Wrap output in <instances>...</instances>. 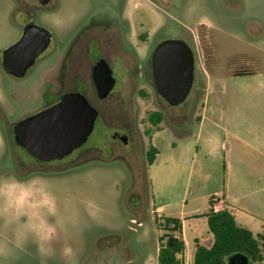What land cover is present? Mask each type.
I'll return each mask as SVG.
<instances>
[{
  "label": "rangeland",
  "instance_id": "1",
  "mask_svg": "<svg viewBox=\"0 0 264 264\" xmlns=\"http://www.w3.org/2000/svg\"><path fill=\"white\" fill-rule=\"evenodd\" d=\"M23 2L0 0V50L21 36V25L27 17L22 11ZM135 4L140 6L137 10H145L147 20L146 43L141 39L135 44L145 54L148 77L132 83L128 91L131 103L125 112L119 114L120 108L116 107L115 115L122 116L129 128V143L110 141L96 161L44 172L12 165L9 132L14 122L38 109L43 100L53 99L43 82L66 45L60 24L53 22L54 18L61 19L60 11L55 16L37 11L32 16L37 25L53 31V43L46 54L50 56L40 58L23 79L9 77L0 70V106L5 115L0 125V172L21 178L29 174L46 177L65 224V230L50 242L55 252L45 264H159V240L164 231L158 221L163 216L180 215V209L156 216L153 187L157 191L160 188L159 195L165 197L186 186L197 147L198 123L206 109L214 106L220 116L223 102H231L234 109L240 101L262 98L264 87L259 84H264V0H132V8ZM201 30L208 32L206 40L199 39ZM166 40L186 42L195 55L192 90L177 107L169 106L157 94L150 75L151 55ZM153 112L164 118L159 131H152L149 115ZM205 124L200 148L210 129L208 122ZM96 141L97 128L84 148ZM151 145L160 154L149 166L147 152ZM195 160L193 187L200 153ZM203 220L201 216L187 220L191 261L196 243L192 229L202 232L201 246L207 245L208 236L214 238L208 222ZM66 246L72 249L71 262L62 254ZM0 264H41V258L30 241L17 257L0 254Z\"/></svg>",
  "mask_w": 264,
  "mask_h": 264
},
{
  "label": "flooded vegetation",
  "instance_id": "2",
  "mask_svg": "<svg viewBox=\"0 0 264 264\" xmlns=\"http://www.w3.org/2000/svg\"><path fill=\"white\" fill-rule=\"evenodd\" d=\"M42 1L24 0L22 11L27 17L23 23L21 22V36L27 25L35 23L32 16L37 11L47 14H56L60 11L61 37L66 45L58 57L57 64L50 70L43 82L45 90L53 96V99L43 100L38 109L21 116L14 122L9 132L10 145L13 150L12 165L16 164L20 168L34 172L58 170L68 166L71 168V166L81 165L79 162L96 161L100 159L99 155L104 153L102 148L106 147L110 141L128 144L129 128L122 121V116L115 115L116 107L120 108L119 114L125 112L131 103L128 91L132 83L145 81L148 77V66L144 63L145 54L139 52L135 44L141 39H143L141 42L146 43L149 35L145 10H137L140 6L136 4L132 8V0H61L60 3L58 0H46V4ZM46 30L51 35L50 44L45 52L35 60L34 65L26 71L24 77L12 76L4 70V49L0 50V70L15 79L25 78L40 58L48 53L53 43V31ZM206 33L208 37L209 34ZM50 55L51 53L46 57ZM150 75L153 80L152 55ZM106 79H113L114 85L107 96L101 98L98 86H104ZM69 94L84 96L91 107L97 111L98 116L92 132L93 134L97 128L96 144L84 148L86 142L62 160L41 161L16 143L14 127L25 118L53 107L63 96ZM4 117V110L0 106V125H3Z\"/></svg>",
  "mask_w": 264,
  "mask_h": 264
},
{
  "label": "crops",
  "instance_id": "3",
  "mask_svg": "<svg viewBox=\"0 0 264 264\" xmlns=\"http://www.w3.org/2000/svg\"><path fill=\"white\" fill-rule=\"evenodd\" d=\"M259 85L264 87L263 83ZM261 97L240 101L234 109L231 102H223L220 116L214 106L206 109L198 123L197 147L186 186L165 197L159 195L160 188L157 191L153 187V197L157 202L153 213L156 216L180 209V215L163 216L161 219L173 218L181 222L185 243L183 264H193L194 261V254L191 261V245L187 240V220L201 216L206 223V215L211 211L227 210L237 226L248 229L255 236H264V92ZM207 122L210 129L206 132L203 148H200L201 128ZM215 129L222 134L217 135ZM199 153L198 176L193 187L191 179ZM192 236L195 242H204L202 232L192 229ZM213 242L214 238L208 236L204 247L210 248Z\"/></svg>",
  "mask_w": 264,
  "mask_h": 264
},
{
  "label": "water",
  "instance_id": "4",
  "mask_svg": "<svg viewBox=\"0 0 264 264\" xmlns=\"http://www.w3.org/2000/svg\"><path fill=\"white\" fill-rule=\"evenodd\" d=\"M42 3L46 4V0ZM50 41L48 30L35 23L27 25L21 38L3 51L4 70L12 76L24 77ZM152 76L157 94L169 106L183 104L195 80V55L191 47L182 40L161 42L152 54ZM113 85V79L104 80V86H98L99 96L106 97ZM97 116L84 96L69 94L53 107L17 123L15 141L41 161L62 160L88 141ZM226 264H252V261L247 255L236 253L227 258Z\"/></svg>",
  "mask_w": 264,
  "mask_h": 264
},
{
  "label": "clouds",
  "instance_id": "5",
  "mask_svg": "<svg viewBox=\"0 0 264 264\" xmlns=\"http://www.w3.org/2000/svg\"><path fill=\"white\" fill-rule=\"evenodd\" d=\"M55 16V14H53ZM59 25V19L53 20ZM51 218V219H50ZM65 230L58 212L57 197L42 175H18L0 172V254L17 257L31 241L45 259L54 255L51 241ZM63 256L71 262L72 249L65 247Z\"/></svg>",
  "mask_w": 264,
  "mask_h": 264
},
{
  "label": "trees",
  "instance_id": "6",
  "mask_svg": "<svg viewBox=\"0 0 264 264\" xmlns=\"http://www.w3.org/2000/svg\"><path fill=\"white\" fill-rule=\"evenodd\" d=\"M199 39L206 40L207 33L199 32ZM163 115L153 112L149 115V121L153 125L152 131H158L163 121ZM148 131L147 134H150ZM158 150L149 146L147 152V164L154 163ZM209 229L214 237L210 248L195 245L193 264H226L227 258L236 253L247 255L252 264L264 262V236H255L246 228L237 226L234 217L227 211H211L206 215ZM159 228L164 231V236L159 240L158 263L159 264H183L185 243L182 239V225L180 220L173 218L160 219Z\"/></svg>",
  "mask_w": 264,
  "mask_h": 264
},
{
  "label": "built area",
  "instance_id": "7",
  "mask_svg": "<svg viewBox=\"0 0 264 264\" xmlns=\"http://www.w3.org/2000/svg\"><path fill=\"white\" fill-rule=\"evenodd\" d=\"M216 209H218V205H217V206H215V210H216ZM216 211H218V210H216Z\"/></svg>",
  "mask_w": 264,
  "mask_h": 264
}]
</instances>
